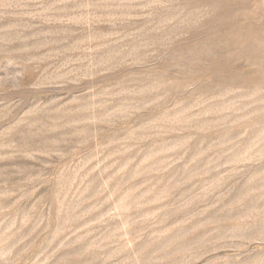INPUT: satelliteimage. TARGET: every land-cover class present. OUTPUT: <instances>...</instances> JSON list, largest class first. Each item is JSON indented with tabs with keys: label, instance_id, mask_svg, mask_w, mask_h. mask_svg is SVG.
I'll use <instances>...</instances> for the list:
<instances>
[{
	"label": "rangeland",
	"instance_id": "obj_1",
	"mask_svg": "<svg viewBox=\"0 0 264 264\" xmlns=\"http://www.w3.org/2000/svg\"><path fill=\"white\" fill-rule=\"evenodd\" d=\"M0 264H264V0H0Z\"/></svg>",
	"mask_w": 264,
	"mask_h": 264
}]
</instances>
